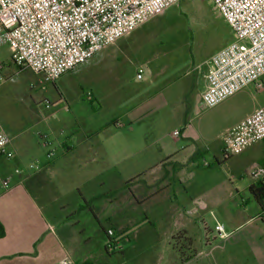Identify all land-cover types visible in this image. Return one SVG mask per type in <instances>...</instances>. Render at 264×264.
<instances>
[{
    "label": "rangeland",
    "instance_id": "obj_1",
    "mask_svg": "<svg viewBox=\"0 0 264 264\" xmlns=\"http://www.w3.org/2000/svg\"><path fill=\"white\" fill-rule=\"evenodd\" d=\"M143 39H150L149 48L154 53L153 60L148 64L139 58L131 57L129 50L126 49L131 41L134 44L135 40ZM233 40H235L233 30L215 9L211 0H181L178 5L172 6L164 14L155 16L142 25L131 39H120L103 50L100 55L64 75L56 84L38 85L42 77L30 70L23 73L17 71L15 78L0 81V114H3L1 120L12 137L17 131L9 118L24 115L28 103L32 104V100L36 102L37 110L43 118L51 119L55 125L57 119L69 120L73 117L92 116L100 121L105 119L104 122H109L119 116L125 123L121 129L123 131H128L129 126L132 125V116H125L129 110L139 107L145 110L155 105L158 108L157 114L147 115L149 120L144 125H134L136 137L140 139L144 136L152 153L139 152L131 167L120 171L119 182L126 187V190L121 189L119 193L121 199L119 198L116 204L118 208L116 219L119 220V224L117 229L113 228V230L116 232V238H120L121 247L110 252H107L103 246L108 239L99 229L96 218L90 213L85 215L86 217L83 214L73 217L72 213L82 204V196L89 197V194L106 196L113 186H102L100 182L108 178L114 180L115 176L111 172L86 165L83 161L85 158L81 159L79 149L64 155L63 147H60L54 135H51L53 131L51 127L37 124H31L28 129L24 127L23 139L28 142L31 165H34L37 159H44L49 151L54 153L53 170L43 178L38 177L37 180L35 178L31 190L45 199L39 202L45 216L53 224V237L56 236L59 244L66 241L71 247L62 260L64 264H78L84 260H92L97 264H116L118 262L115 260L136 256L159 257L172 261L191 254L184 239L186 236L193 239L194 249H192L197 252L199 259L211 257L230 260L231 262L227 264L264 263L260 251L252 247V239L255 237L252 233L253 224L231 238H221L218 225L214 216L211 218V214L209 216L205 215L207 213L195 212L191 210V206H188L185 209L181 208V217H178V214L163 216L160 200L145 202V195L148 197L153 190L149 185L146 164L160 155L161 151L157 145L160 140L172 143L176 141L172 136L176 129L179 132L184 129V136L190 137V139L180 137L179 144L184 143V145L179 147H187L182 151V155L191 152L186 168L195 174L198 184L196 191L200 189V183L205 189L211 181L229 178L231 166H225L227 160L220 152L219 137L222 131L239 116L229 115L231 107L234 105L242 107L240 114L251 111L260 103L264 104V90L258 91L254 85H251L230 102L221 103L222 105L216 106L217 108L207 109L202 108L198 103V94L203 89L202 74L208 71L211 57ZM11 59L10 48L7 45H0L3 77L8 76V66L12 65ZM140 67L144 71V78L142 81H136V73ZM16 68L19 70L18 67ZM16 68L13 66L10 72H15ZM158 68L164 71H160L158 77H154V69ZM31 84L36 87L30 88ZM64 85L69 88L64 90ZM101 91L108 95L102 103ZM153 99L155 100L152 101ZM47 102L51 109L46 108ZM110 103L114 106L109 105ZM82 106L87 108V113L81 111ZM104 122L98 123V126ZM18 128L21 131L19 126ZM42 133L53 141L50 147L42 146L39 137ZM13 145L17 146L18 152L22 151L23 147L18 140L14 139ZM85 156L90 157L89 154ZM215 156L219 158L220 163H217ZM138 176H141L142 181L128 183ZM41 182L44 185L39 186ZM130 189L138 196L137 203L134 199L133 204L129 203L128 194L133 197ZM187 193L189 194L190 191ZM45 201H53L54 204ZM147 213L153 215V218H150L152 223L147 222ZM101 215L104 219V215ZM108 215L111 213L108 212ZM55 217H58L59 221L63 219L72 224L77 218L91 226L87 232H81L82 225L75 224L71 228L67 225L65 228V224L56 223ZM107 224L106 229H108ZM181 224H185L188 228L184 238L180 236L184 231ZM151 225L156 226L158 237V245L152 250L145 245L149 235L145 232L152 229ZM83 226L86 227L85 224ZM205 226L212 235L204 231ZM225 228H227L226 224ZM67 230L70 232L67 233ZM209 236L215 240L210 250L203 246ZM86 240L89 242L87 243ZM257 242L263 244L261 238ZM116 244L118 245L117 242Z\"/></svg>",
    "mask_w": 264,
    "mask_h": 264
},
{
    "label": "crops",
    "instance_id": "obj_2",
    "mask_svg": "<svg viewBox=\"0 0 264 264\" xmlns=\"http://www.w3.org/2000/svg\"><path fill=\"white\" fill-rule=\"evenodd\" d=\"M141 26L125 38L131 39ZM150 43V39L135 40L134 44L131 41V43H129V46L131 47L127 46L126 49L129 50L131 57H134V59L139 58L144 63L148 64L154 57V53L149 48L151 47ZM13 66L14 68L17 67L12 60V65L10 67L8 66V76H4L5 80L15 78L17 71L19 73L27 71L20 69L17 70L16 68L15 72L12 73L10 72V69L13 68ZM140 69H142V67H140ZM160 71H164V69H154V77H158ZM208 71L202 74L203 89L198 94V103L200 105L202 94L207 85L206 74ZM135 78L136 81H138L137 73ZM35 87L36 86L31 87L30 85V88L32 89ZM68 88L69 86L67 85H64L63 87L64 90ZM136 91H141V89H136ZM241 93H243V91L223 103L230 102L235 96H238ZM107 96L108 95L105 92L101 91V103L107 98ZM112 104L113 103H110L109 105ZM36 106V102L32 100V104L30 102L28 103L26 109L27 112L24 115L21 117L9 118L13 128H16L17 131L14 137L11 136L9 131L3 125L1 120L3 114H0V123L4 130L13 140H18L19 144L23 147L22 151L18 152L16 149L17 146L13 145L12 141L10 149L15 153L14 159H0V222L3 224L6 231L5 237L0 239V264H64L62 260L65 258L64 256H66V252L71 249V247L66 244V241L59 244L56 236L53 237V224L45 216L43 207L39 202L42 200L44 201L45 199L39 197V195L37 196V194L31 190V186L35 183V178L36 180L38 177L43 178L44 175L46 176L49 171L53 170L55 157L51 160L47 159V157L44 159L40 158L35 161L34 165L30 164L29 158L31 152L29 151L28 142L23 139L24 132H22L26 127L28 129L31 124L51 127L53 130L51 131V135H54L57 144L60 147H63L65 151L64 155L79 149V152L82 155L81 159L85 158L83 161H85L86 165L93 166L98 170L103 169L105 172H111V174L115 176L114 178L117 180H109L108 178L104 179V182H100L102 186L111 185L113 188L111 187L112 189H110L102 200L100 199L97 202L91 203L92 205L89 207L94 210L95 214H92L87 209L85 210L84 206L85 202L89 203L91 198L99 194H94L92 196L89 194V197H83L82 194H80L83 202L77 207L75 212L72 213L73 217H78L79 214H83L84 217L89 213L92 214L96 218L99 229L104 233L102 228H106V223H108L107 230H113V228L117 229V225L119 224V220L116 219V213L118 210L116 204L121 196L119 194L121 193V189L125 188L126 190V187H123L119 182L120 171L131 167L139 152L144 153L151 148L147 144V141L144 140V136H141L140 139L136 137L134 125H144L145 122L149 120V116L158 113L156 105L153 107L149 106L148 109L145 110H142L140 107L135 109L132 107L133 109L129 110L125 115L126 117L132 116V125L129 126L128 131H123L121 129L124 127L125 123L119 116L115 120V125L107 127L104 126L108 121L104 122L105 119H101L100 121L92 116L73 117L69 120L57 119L58 121L56 125H60L57 127L52 123L51 119L43 118ZM81 108V111L86 112V107L82 106ZM241 108L242 107H237L235 105L231 107L229 115L239 116L227 126L224 131H222L219 137V148L222 154L224 148L222 135L224 132L239 124L258 108H264V104L260 103L251 111L243 114H240L242 113L240 112ZM112 111L116 112V110ZM100 122H104V124L98 126V123ZM18 126L21 128V131ZM176 131L179 130L176 129L174 133ZM183 131L184 129L179 132V136H175L173 133L172 136L176 139L174 143L167 141L161 142V140L157 143L159 150L161 151L160 155L154 160L151 159L146 164L147 174L149 175V185L153 190L148 197L145 195V202L160 200L163 216L178 214V217H181V208L183 207V209H185V207L188 206H191V210H194L195 212L207 213L205 215L209 216L211 214V218L214 216L217 225L223 226L225 236H220L221 238H231L233 235L253 224L252 233L255 237L252 239V247L255 250L257 249L260 251V256L264 260V224L260 225L258 223H264L262 220L264 199L258 198L252 190L253 188L264 187V175L258 179L251 176L253 169L260 168L264 170V141L251 145L238 155L224 157V159L227 160L225 166H231L229 178L221 181H211L205 189L203 188V184L200 183V189L196 191L195 188L198 187V184L195 174L188 171L186 168V165L189 163L188 159H190L191 152L182 155V151L187 147H179V145H184V143L179 144L181 142L180 137L183 138L185 135ZM184 137V139H190L188 136ZM50 144H53L51 139ZM149 152L152 153V151ZM86 154H89L90 157L87 158L85 156ZM215 159L217 163H220L217 156H215ZM31 167L34 168L31 169ZM17 170L19 171L18 173L16 172ZM99 176H101V173ZM7 178L10 179V184L8 187H5L3 182ZM140 178L141 176L133 178L128 183H135L141 180ZM143 181L145 185V180ZM41 185H44V183L42 184L41 182L39 186ZM133 187L135 188V186ZM77 191L81 193L78 188ZM188 191H190L189 194L187 193ZM130 193L133 197L128 194L130 197L129 203L133 204V199L134 202L137 203L138 201L136 197L138 198V196H136L131 189ZM45 202H48V204H54L53 201ZM134 209L136 210V207H134ZM107 211L110 212L111 215H108ZM219 212L221 213L219 214ZM101 214L104 215V219H102L103 217H101ZM146 218L147 222L152 223L150 219L153 218L152 214L147 213ZM75 219L74 224H72V222H67L63 219L59 221L58 217H55L56 223L65 224V228L67 225L71 228L72 225L79 224L82 225L83 228L81 232H87L91 224H86L83 220L77 218ZM83 224H85L86 227H84ZM225 224L227 225V228H225ZM181 225L184 227L182 233L186 235L188 228H186L185 224ZM151 227L152 229H148V231L145 232L149 234L145 245L150 250L156 249L158 245L156 226L151 225ZM207 229V226H205L204 231L212 235V232ZM69 232L70 231L67 230V233ZM150 235H152V237ZM259 238L262 239L263 244L257 242ZM115 239L118 243L117 248H120V238L117 239L115 235ZM186 239L191 241V243L187 241L189 247L188 250L191 251V254L183 258L181 257L171 261L159 257L141 258L136 256L132 258H122V260L118 259L115 260V262H118L116 264H227L231 262L230 260L211 257L206 259L197 258V252L193 250V239H190L187 236ZM213 241L215 240H213L212 236H209L203 246L210 250L214 245ZM86 242L88 243L89 240H86ZM106 244L107 243L103 245L104 248Z\"/></svg>",
    "mask_w": 264,
    "mask_h": 264
},
{
    "label": "built area",
    "instance_id": "obj_3",
    "mask_svg": "<svg viewBox=\"0 0 264 264\" xmlns=\"http://www.w3.org/2000/svg\"><path fill=\"white\" fill-rule=\"evenodd\" d=\"M235 34V40L211 57L206 74L202 108H214L247 87L264 90V0H211ZM181 0H0V45H7L20 70L42 77L39 85L56 83L107 47L129 36L142 24L164 14ZM3 64L0 63V81ZM143 79V70L137 80ZM31 84V87H34ZM46 108L50 104L46 103ZM179 131L174 133L179 136ZM43 147H50L46 134H39ZM223 155H238L264 141V108L223 135ZM12 137L0 123V159L12 160ZM51 160L53 151L46 155ZM34 167H31L33 169ZM19 172L18 170L16 171ZM264 170L253 169L260 178ZM10 179L3 185L8 187ZM264 220V211L262 214ZM218 233L224 237L223 226ZM109 252L117 249L115 232L107 231Z\"/></svg>",
    "mask_w": 264,
    "mask_h": 264
},
{
    "label": "trees",
    "instance_id": "obj_4",
    "mask_svg": "<svg viewBox=\"0 0 264 264\" xmlns=\"http://www.w3.org/2000/svg\"><path fill=\"white\" fill-rule=\"evenodd\" d=\"M116 119H112L111 121H109L107 124H105L104 127H107V126H112V125H115ZM103 127V128H104ZM254 194L260 198V199H264V187L262 186L261 188H253L252 189ZM104 198L103 195H95L93 198H91V201L89 203L85 202V206H84V209L88 210L89 212H91L92 214H95L94 210L91 209L89 206L92 205L91 203H94V202H97L99 201L100 199L102 200ZM85 199V198H84ZM96 216V215H95ZM103 232L105 233V235L108 237V234H107V229L106 228H102ZM6 235V231H5V227L3 226V224L0 222V239L4 238ZM180 236L182 238H184L183 236H185L183 233H180ZM186 239V237L184 238ZM186 241H189L188 239H186ZM191 243V241H189ZM105 249L107 252H109L108 250V247L105 246ZM78 264H96V262L92 261V260H85V261H81L79 262Z\"/></svg>",
    "mask_w": 264,
    "mask_h": 264
}]
</instances>
